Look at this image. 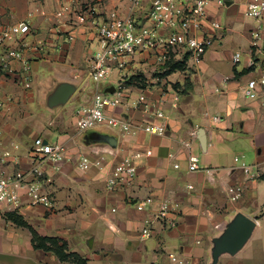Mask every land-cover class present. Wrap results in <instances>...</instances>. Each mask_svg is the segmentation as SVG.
Masks as SVG:
<instances>
[{"label": "crops", "instance_id": "0c3cea01", "mask_svg": "<svg viewBox=\"0 0 264 264\" xmlns=\"http://www.w3.org/2000/svg\"><path fill=\"white\" fill-rule=\"evenodd\" d=\"M141 1L148 7L152 0ZM249 1L225 0L224 6H210L211 16L222 28H209L215 43L200 64L188 58L179 63L183 69L156 81L151 78V60L144 55L126 72L110 75L105 86H121L123 101L107 113L134 126L136 134H125L106 123L84 133L76 128L77 112L94 103L95 92L86 93L84 82L91 80V58L98 47L96 30L91 23L75 25L76 14L92 0L62 1L74 10L65 20L74 29L73 41L67 40V30H57L58 0H0V19L6 24L27 21L33 13L28 20L30 33L11 42L20 58L12 60L10 70L0 68V176L32 169L37 139L60 144L65 156L59 163L43 164L50 180L43 183V191L53 200L51 208L32 205L25 195L21 199L18 213L40 235L65 240L70 251L80 254L87 264H174L170 254L193 264H210L211 239L235 212L260 224L264 216V102L246 98L244 90L249 80L264 73V21L245 15ZM115 6V2L101 4L104 13ZM120 8L127 14L130 4L124 2ZM236 53L241 55L239 62L233 59ZM26 64L29 88L22 81ZM55 81L84 86L71 97L69 108L58 113L43 107L44 93ZM163 90H169L161 105L167 116L163 120L166 132L164 136L148 134L143 126L160 120L134 103L141 94L159 101ZM173 93L180 97L176 106ZM104 135L115 137L117 145L102 142ZM186 142H192L191 148L185 147ZM128 156L138 166L132 186L107 189L112 169ZM190 156L199 158L200 170H189ZM84 158L89 160L87 170L79 168ZM244 165L259 167L263 175L247 180ZM236 185L244 186L243 196L231 201L228 189ZM146 198H153L155 204L150 211H138L136 203ZM163 202L176 206L171 215L175 226L154 221L151 237H144L146 221ZM8 212L12 210L0 208V264H63L54 253L36 250L31 232L6 220Z\"/></svg>", "mask_w": 264, "mask_h": 264}, {"label": "built area", "instance_id": "2783aa9c", "mask_svg": "<svg viewBox=\"0 0 264 264\" xmlns=\"http://www.w3.org/2000/svg\"><path fill=\"white\" fill-rule=\"evenodd\" d=\"M61 3L56 14L57 30H67V40L73 41L74 29L69 28L68 21L74 13L73 7L68 2ZM115 2L117 6L104 13L101 4L103 2ZM128 2L130 8L127 14L121 11L120 4ZM216 3L224 6L225 0H152L148 7H144L141 0H92L87 4L81 14H76L78 25L91 23L96 30L98 47L91 58L90 76L96 84L94 103L91 107L82 109L76 115V128L79 133H84L99 124H108L112 128H120L125 134H136L134 126L120 117L109 115L107 110L119 107L123 101L122 87H116L115 94H105L100 89L101 84L107 83L110 75L117 71L126 72V69L137 60L147 55L151 60V78L159 81L166 75L170 63H185L189 58L195 64H200L205 53L210 49L215 39L209 33V28L221 30L222 24L214 19L210 13V6ZM33 13L28 14V20ZM245 15L257 22L264 21V0H250L246 6ZM20 21L15 24H6L0 19V68L10 70L12 60L20 58V53L11 47V42L30 33L29 21ZM69 28V29H68ZM262 25L259 26V30ZM255 42L259 33L254 34ZM240 53L233 56L235 62H239ZM22 81L26 88L31 86L29 66L26 64L22 74ZM216 91H220L218 88ZM245 97L250 100H262L264 102V73L247 82ZM168 91H162L160 100L152 102L147 96L141 94L134 106L147 114H151L160 121L155 124H145L146 133L164 136L166 127L163 120L167 119L161 105L166 102ZM179 95L173 93L172 105L179 102ZM185 147L191 148L192 142H186ZM151 155V152H148ZM63 147L60 144L46 143L43 139H37L34 143L33 158L35 166L28 170H19L11 175L0 176V208L6 207L18 212L22 205V197L29 198L32 205H42L51 208L53 200L48 193L43 191V183L50 181L43 170L46 162L59 163L64 160ZM176 168L179 165L175 166ZM81 170L89 168V160L84 158L79 164ZM199 158L190 156L189 170L198 171ZM243 174L247 180L260 178L263 173L259 167L244 165ZM138 173V166L132 157H125L112 169L107 180V189L117 191L132 186ZM244 186L236 185L228 189L231 201L242 198ZM155 200L146 198L136 203V209L140 212L150 211ZM115 211V210H114ZM176 206L170 202H163L159 209L147 220L142 230L146 238L152 235L154 221L166 223L170 227L175 226L171 215L176 213ZM169 258L174 264H193L191 261L170 254Z\"/></svg>", "mask_w": 264, "mask_h": 264}, {"label": "water", "instance_id": "95a60500", "mask_svg": "<svg viewBox=\"0 0 264 264\" xmlns=\"http://www.w3.org/2000/svg\"><path fill=\"white\" fill-rule=\"evenodd\" d=\"M78 87L79 84L75 82H53L44 93V106L50 111L64 107L78 90ZM116 91L115 86H109L104 90V93L115 94ZM199 141L203 144V137H200ZM102 142L112 147L117 145L116 138L109 135L102 136ZM257 227V220L248 217L242 212H235L232 218L220 228L219 235L211 239L210 264H219L222 257H234L240 253L251 240Z\"/></svg>", "mask_w": 264, "mask_h": 264}, {"label": "trees", "instance_id": "16d2710c", "mask_svg": "<svg viewBox=\"0 0 264 264\" xmlns=\"http://www.w3.org/2000/svg\"><path fill=\"white\" fill-rule=\"evenodd\" d=\"M183 66L184 64L170 63L166 75H169L178 69H183ZM5 219L19 227L28 229L32 234V243L36 250L54 253L63 264H87V260L80 254L70 251L69 244L65 240L58 237L40 235L38 231L18 212L13 211L6 213Z\"/></svg>", "mask_w": 264, "mask_h": 264}, {"label": "rangeland", "instance_id": "374dc122", "mask_svg": "<svg viewBox=\"0 0 264 264\" xmlns=\"http://www.w3.org/2000/svg\"><path fill=\"white\" fill-rule=\"evenodd\" d=\"M114 76L115 74H113L112 77ZM84 86L87 89L86 93L96 92L97 86L92 79L91 80L87 79L84 82ZM84 86L79 85L78 91L80 92L82 89H84ZM100 89L104 91L106 89L105 84H101ZM70 105L71 103L69 102L64 107L50 112L58 113L61 110H63L65 107L69 108ZM43 107L46 109L44 105ZM99 127L100 126H96V128ZM262 209L264 211V207ZM219 264H264V216L260 218V224H258V227L256 228L251 240L246 245V247L234 257L232 256L222 257Z\"/></svg>", "mask_w": 264, "mask_h": 264}]
</instances>
